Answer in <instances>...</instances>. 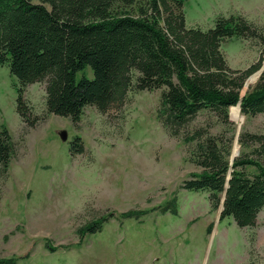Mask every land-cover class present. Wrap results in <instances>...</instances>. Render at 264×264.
<instances>
[{"label":"rangeland","instance_id":"1","mask_svg":"<svg viewBox=\"0 0 264 264\" xmlns=\"http://www.w3.org/2000/svg\"><path fill=\"white\" fill-rule=\"evenodd\" d=\"M184 12L188 28L208 29L219 16L241 14L264 34V0H186ZM222 49L234 69L259 59L263 65L264 44L256 40L227 39ZM84 75L94 76L90 66L77 73ZM18 85L9 64L0 66V125L17 143L9 169L0 167V257H20L17 264H264V208L254 226L242 228L232 217L221 218L208 192L182 187L202 170L191 160L195 142H185V131H224L240 154L237 136L264 132V114L231 107L225 125L203 110L173 136L157 119L161 89L132 90L121 109L103 114L89 105L74 124L48 112L43 81L26 87L27 102L42 118L29 128L17 112ZM76 137L85 152L72 155ZM171 200L177 214L161 211ZM153 207L160 208L140 218H111L75 246L78 229L102 214ZM45 239L58 249L52 252Z\"/></svg>","mask_w":264,"mask_h":264},{"label":"trees","instance_id":"2","mask_svg":"<svg viewBox=\"0 0 264 264\" xmlns=\"http://www.w3.org/2000/svg\"><path fill=\"white\" fill-rule=\"evenodd\" d=\"M185 2L0 0V66L8 63L19 80L16 108L22 121L33 128L42 119L30 107L25 91L43 81L48 112L70 117L74 124L89 105L103 114L121 109L132 90L161 89L157 119L173 136L188 129L203 110L213 112L225 125L231 123L230 108L239 103L244 115L264 114V71L242 94L246 80L262 67V59L234 69L222 49L223 42L232 38L263 45V32L241 14L219 16L208 29L188 28ZM88 66L94 76L78 78L77 73ZM184 139L195 142L191 160L202 170L192 173L182 187L208 192L213 209L223 203L221 218L232 217L242 228L254 226L264 208V132H241V151L233 161L235 137L226 139L224 131L214 135L209 127H200L185 131ZM16 152V141L0 125L3 171ZM84 152L81 138L76 137L71 154ZM160 207L164 213H178L175 200ZM159 208L104 213L78 229L80 242L75 246L100 232L111 218H140ZM45 240L52 252L58 249ZM19 258L0 257V264H17Z\"/></svg>","mask_w":264,"mask_h":264},{"label":"water","instance_id":"3","mask_svg":"<svg viewBox=\"0 0 264 264\" xmlns=\"http://www.w3.org/2000/svg\"><path fill=\"white\" fill-rule=\"evenodd\" d=\"M263 71H264V62H263L262 67H261L257 72H255L254 74H252V75L249 76V78H248V79L246 80V82H245V86H246V87L249 86V81H250V79H251L253 76H257V79H258V78L261 76V74L263 73ZM238 106H239L240 109H241V105H240V103L238 104ZM60 137H61V139H62L63 141H66V140L68 139L67 132H66L65 130L61 131V132H60ZM237 139H238V136H237ZM237 155H239V146H238V145H237L236 148L233 150V154H232L231 160L233 161V159H234ZM224 198H225V195H224V197H223V200H224ZM223 208H224V206H223V203H222L221 206H220V213L223 211Z\"/></svg>","mask_w":264,"mask_h":264},{"label":"bare ground","instance_id":"4","mask_svg":"<svg viewBox=\"0 0 264 264\" xmlns=\"http://www.w3.org/2000/svg\"><path fill=\"white\" fill-rule=\"evenodd\" d=\"M255 77H257V76H253V77L250 79V81H249V85L251 84V81H252L253 78H255Z\"/></svg>","mask_w":264,"mask_h":264}]
</instances>
